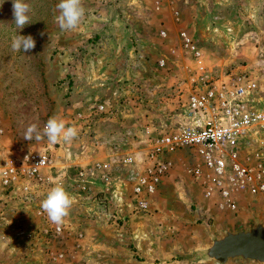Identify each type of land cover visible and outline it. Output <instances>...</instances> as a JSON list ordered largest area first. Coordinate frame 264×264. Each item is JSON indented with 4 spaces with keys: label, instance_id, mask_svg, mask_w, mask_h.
<instances>
[{
    "label": "rangeland",
    "instance_id": "1",
    "mask_svg": "<svg viewBox=\"0 0 264 264\" xmlns=\"http://www.w3.org/2000/svg\"><path fill=\"white\" fill-rule=\"evenodd\" d=\"M23 2L32 23L19 30L12 0H0V169L37 153L51 164L42 180L0 185V264H199L195 250L211 235L264 225V0H82L85 17L72 31L56 22L60 0ZM16 35H31L35 48L13 51ZM198 66L210 79L251 85L245 100L262 119L239 160L258 190L233 193L230 210L216 187L188 174L200 161L180 149L165 155L173 168L141 208L133 189L160 136L188 124ZM52 117L78 137L24 139ZM56 185L75 198L62 225L41 207Z\"/></svg>",
    "mask_w": 264,
    "mask_h": 264
},
{
    "label": "built area",
    "instance_id": "2",
    "mask_svg": "<svg viewBox=\"0 0 264 264\" xmlns=\"http://www.w3.org/2000/svg\"><path fill=\"white\" fill-rule=\"evenodd\" d=\"M162 36H165L164 32ZM179 39L182 48L189 51L200 65L201 54L187 33L181 32ZM188 78L189 122L164 132L155 142L147 155L150 167H146V174L135 185L133 193L143 199L139 201L140 207L146 208V198L154 193L159 176L173 168V162L165 155L187 149L196 154L200 161V166L187 169L188 174L216 187L211 190L217 189L226 207L235 210L236 205L231 200L233 193L247 189L252 192L258 190L251 189L255 177L239 160L243 140L262 119L261 114L251 110L245 100L251 85L243 87L238 78L227 81L210 79L204 75L202 66H198ZM50 164L51 159L46 153L28 154L11 160L0 169V185L8 188L20 178L25 181L42 180ZM260 190H264V185L260 186ZM210 194L209 191L207 195Z\"/></svg>",
    "mask_w": 264,
    "mask_h": 264
},
{
    "label": "clouds",
    "instance_id": "3",
    "mask_svg": "<svg viewBox=\"0 0 264 264\" xmlns=\"http://www.w3.org/2000/svg\"><path fill=\"white\" fill-rule=\"evenodd\" d=\"M13 16L16 28L22 30L26 25L31 24V7L23 0H12ZM59 15L55 18L61 31H72L77 29L85 17V9L82 6V0H60L56 5ZM36 46L35 40L31 35H16L12 40V50L27 53ZM47 138L49 144L55 145L61 141L71 143L78 137V129L66 127L62 119L50 118L41 132L36 124L27 127L24 139L30 141L33 138L41 141ZM75 202L62 185L52 187L47 193L46 199L41 203L42 210L47 214L51 223L62 225L70 215V210ZM11 223V222H10Z\"/></svg>",
    "mask_w": 264,
    "mask_h": 264
},
{
    "label": "water",
    "instance_id": "4",
    "mask_svg": "<svg viewBox=\"0 0 264 264\" xmlns=\"http://www.w3.org/2000/svg\"><path fill=\"white\" fill-rule=\"evenodd\" d=\"M195 254V262L199 264H227L234 260L264 264V225L257 220L247 230L211 235L208 243L196 249Z\"/></svg>",
    "mask_w": 264,
    "mask_h": 264
}]
</instances>
